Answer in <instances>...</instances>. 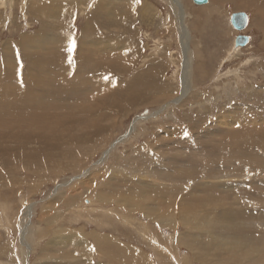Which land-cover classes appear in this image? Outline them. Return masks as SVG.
I'll use <instances>...</instances> for the list:
<instances>
[{
    "label": "rangeland",
    "instance_id": "374dc122",
    "mask_svg": "<svg viewBox=\"0 0 264 264\" xmlns=\"http://www.w3.org/2000/svg\"><path fill=\"white\" fill-rule=\"evenodd\" d=\"M50 1L52 2V0H39L36 5L39 6V3L46 5ZM70 1V7L74 10L72 9L73 12H68V14L73 16L72 20L44 16L34 10L33 7L36 5H32L30 8L29 0H0V76H2L1 71L15 73L4 84L0 83V93H2L0 123H10L14 131L23 129L27 131L26 133L33 128L27 123L34 120L33 116L36 114H30V111L26 109L29 107L28 103L23 99H12V104L9 106L6 99L13 92H17L18 96L24 94L22 86L30 82L27 78L24 81L26 83H22V80H25L22 79L24 78L22 73L29 71L24 66L26 64L28 68L37 55L43 61H50L54 64L66 60L68 65L73 68L74 73L79 70L75 64H84L81 69L88 71L84 75L95 79V83L75 82L70 85L72 78H60L61 86L55 85V81L51 82L50 89L55 87L56 91L50 92V96L45 98L34 99L33 107L48 109L58 104H66L70 99V102L78 101L79 104L86 106L88 102L94 106L92 112L94 115H100V111L108 113L109 116L106 115L107 118L104 120L105 123L107 120L110 122L108 121L105 125L104 120L101 121L96 126L99 127V131H95V126L84 131L90 141L85 144V147L77 149L74 158H61L57 163L45 166V173L40 176L29 172L26 175L22 171L15 172L14 179L21 186L18 188L15 186L14 192H9L7 188L0 190L4 196L1 197L2 202L11 206L4 212L0 207V248L8 246V244L10 246L5 247L7 248L6 253L0 252V262L8 263L9 256H11L13 264H20L21 250L25 249L19 241L20 223H23L25 218L26 221H24L28 226L23 240L27 243L32 240L29 243L31 244L35 239V244L29 249V261L27 253H24L25 262L28 261L31 264H33L40 246L46 242L47 238L53 236V232H58L62 227L72 230L81 228L87 234L91 233L93 229L106 233L110 231L112 224L109 223L113 220L109 221V218L105 221L100 220L103 218L101 213L108 211V208L112 216L117 210L111 209L113 208L112 204H104L98 202L95 197L91 198L93 192L91 188L93 187H97L98 190L104 189L103 196H109L110 192L114 191L122 197L126 196L129 199L133 197L137 206L145 208L148 205L140 204L136 195L139 193L150 195L153 191L152 186L166 185L161 197L155 198L154 201H151L153 198L146 199L150 203L149 205L157 206V210L160 212L161 210L167 212L169 210L167 206H171L173 210H177L176 212L180 216L184 209L182 205L188 204V208H194L199 204L200 208L195 210V215L198 216L201 212L214 220L220 218L218 215L223 218L222 213H224V218L227 217L230 220V223L225 221L222 224L226 228L229 227L227 235L226 233H224L225 236L223 235L224 239L226 237L228 241L235 240L234 237H241L250 243V246H259L260 240L264 236L260 235V232H264L260 231L258 226L256 227V223L264 220V182L257 181L259 178H264V0H208L206 4H196L192 0H132L133 4H130L128 0ZM85 2L86 4H83ZM127 5V9H124ZM102 6L104 7L102 8ZM152 10L155 11L152 12ZM261 10L262 13H260ZM118 12H124V14H117ZM233 12L247 14L248 25L242 30L235 29L230 24V15ZM91 13L98 16L96 18L95 16L89 17L88 15ZM182 14L184 15L181 16ZM197 17L201 19H199L196 28L191 29L190 24L195 23L194 19ZM179 18H181L180 21H178ZM104 20L109 21L107 26L103 27L101 24H104ZM113 20H117V23H114ZM47 23H52L57 29H61L63 34L69 33L70 40H75V50L69 51L70 42L66 41L53 42V44H49L43 39L41 42L38 41L37 33ZM93 23L97 25L94 27ZM181 24L186 26L187 31L184 33L179 31V27L182 28ZM88 26L93 27L94 31ZM84 29L87 33L83 32ZM47 31L54 33L55 30ZM240 35L246 36L247 41L243 45H233L235 43L233 38ZM29 37L34 40L24 45L23 38ZM91 41L99 42L96 46ZM107 41L110 42V46L105 44V42L108 43ZM130 41L131 43H129ZM154 44L158 47V56L149 58L155 47ZM40 45L48 48L41 49L39 47V53H33ZM83 45L84 47H82ZM239 47L240 50L236 51ZM55 48L58 50H53ZM79 49L80 51H78ZM133 49L135 51L137 49V51L135 52ZM227 50L232 53L227 54ZM129 54L131 55L129 56ZM118 56L120 57L117 58ZM141 56L142 58H140ZM150 57L152 56L150 55ZM85 58L88 61L87 64H85ZM38 60L37 58L36 61ZM108 63L111 64V67H105V65L110 66ZM151 63L159 64V68L149 70L147 64ZM92 64L96 65L93 67ZM32 72L37 73L36 70ZM149 76H152L151 83L147 84V81L144 84L143 78L147 77L148 79ZM103 79L108 80H105L107 84ZM16 81H18V86H15ZM183 85L188 88V94L186 93L179 102L172 103L171 100L180 95ZM40 88L42 89L40 86L35 87L33 90L39 91ZM10 89L13 91L11 92ZM108 91L110 96L102 103L101 93ZM97 92L99 97L95 96ZM60 93L67 94L66 97H70V99L62 100L59 96ZM132 93L135 97L125 99L126 94L132 96ZM93 97L100 100V105L96 101H92ZM75 112L77 115L83 114V110H75ZM221 112L232 115V118H239L242 122L238 119L239 123L232 122L231 124L230 122L225 125V129L213 132L214 135L211 133L206 135L205 128L211 123L213 127L215 119L219 115H224ZM37 115H40L39 112ZM131 126H134V131L129 133ZM204 135L205 138L202 137ZM118 139L123 140L110 148L112 143ZM31 147L34 145L31 144ZM232 147H235V154L228 152V149H232ZM107 150H110L108 155L104 154ZM176 150H178L177 153H175ZM51 153L56 154L58 151L53 150ZM128 155H130V161L136 163V171H133L126 181L119 180L117 176L118 181L112 179L113 174H118L116 167H119L120 163H124L121 158L129 159ZM145 155L149 157V160ZM222 162H232V165L230 167L225 164L226 167L221 166ZM57 164H60V168L56 167ZM212 164L216 165L213 167ZM157 167L158 171L160 169L161 171L158 172ZM48 168L55 170V173L49 174ZM212 168L215 169L212 170ZM230 170H233L235 176H225ZM152 174L153 176L155 174L157 178L151 177ZM178 174L182 176L180 177ZM9 177H11L10 174L4 175V178ZM62 181H70V183L59 194L63 195L66 192L69 193V196L74 194L78 201L74 203L76 208L65 207L66 202L60 204L51 198L54 186ZM139 183L141 187H144L140 192H138V188H134ZM196 183L200 186L205 185L206 189L202 191L194 189L197 188ZM112 185L117 188L112 189ZM208 185L210 186L208 187ZM165 194L166 196H164ZM172 197L175 198L172 200ZM89 203L91 207L95 208V211L99 208L94 215L92 214L94 210L92 211L91 208L87 210ZM26 204H33L30 218L23 216V208ZM80 207L87 212L80 211ZM146 210H144V215L133 214L135 220H133L134 218L129 219V222L123 220L118 225L122 232H112L111 236L129 243L137 241L138 243H133V245L139 246L143 253L147 257L149 256L151 264H201L200 260L192 258L191 252L196 254V250L200 249L201 241L209 236L208 233L193 227L192 229L190 226L184 228L179 223L176 225V229H172L168 225L169 223L160 219V225L151 227L147 224L148 218L151 216L148 214V217ZM4 213L8 214V217ZM115 213L121 220L126 211ZM52 215L55 218L52 219ZM116 215L114 214L112 217L116 218ZM83 217L87 218V223ZM5 218L10 219L8 228ZM46 220H48L47 224ZM252 220L254 222H250ZM60 221L63 225L60 224ZM65 223L67 225H64ZM150 224L152 223L150 222ZM232 224H237V230L232 229ZM46 227L49 228L48 234L45 232ZM29 228H31V233L28 232ZM44 232L47 238H38ZM172 234L173 237L181 234L180 240L187 243L188 246L174 244L167 238H173L170 236ZM185 234H196V236H192L195 237L194 239L190 236L184 238ZM211 238L209 237V239ZM72 240L78 241V239ZM80 240L82 241L83 238L80 237ZM86 241L88 242H81L79 245L65 246L68 250H74L76 259L80 260L79 262L73 260L69 262L80 264L88 263L87 260H89V264H112L98 257L96 250L92 247V237H87ZM88 243L90 244L89 251L86 252L85 245ZM231 244L226 249L221 248V252H218L219 247L210 245L207 251L210 255L204 259L207 258L206 260H210L212 264H243L242 259L234 261L229 257L230 253L227 252V249L229 251L232 249ZM156 248H158L157 251ZM55 250L57 247L54 244H49L47 252H43L49 256ZM84 252L85 255L90 252V256H83Z\"/></svg>",
    "mask_w": 264,
    "mask_h": 264
},
{
    "label": "bare ground",
    "instance_id": "6f19581e",
    "mask_svg": "<svg viewBox=\"0 0 264 264\" xmlns=\"http://www.w3.org/2000/svg\"><path fill=\"white\" fill-rule=\"evenodd\" d=\"M69 1L70 0L64 1V2H63V0H52V2L50 1L46 5H43L42 3H39L38 4L39 6H37L36 4L39 2V0H29L28 5L30 6V8H31L32 5H36L35 7H33L34 10L36 12H38V13L44 14V16H51V18L52 17H61L64 20H67V19H69V20L71 19L72 20L73 16H69V14H68V12H71L72 9H73V8L70 7ZM128 2L130 4H133V1L132 0H128ZM244 3L246 4L245 1H244ZM83 4H86V2L83 3ZM104 6H102V8ZM127 7H128V5L125 6L124 9H127ZM144 10H145V8H144ZM82 11H84V10H82ZM148 11L150 12L151 9L148 10ZM154 11L152 10V12H154ZM262 12L263 11L261 10L260 13H262ZM122 13L124 14V12H122ZM122 13L118 12L117 14H122ZM103 15H104V12H103ZM183 15L184 14H182L181 16H183ZM88 16L89 17L90 16H95V18H96L98 15L95 14V13L93 15L91 13ZM246 16H247V14H246ZM99 17H100V15H99ZM121 18H123V17H121ZM181 18H183V17H181ZM181 18H179L178 21H180ZM199 19H201V18L200 17H197L196 19H194L195 23L190 24V28L191 29L196 28L197 23H199ZM104 21H105V22H103L104 24H101V25H103V27L104 26H107V22L109 20H107V21L104 20ZM116 21L113 20L114 23H117ZM230 24H231V21H230ZM44 25L45 26H43V29H45V30L42 29V30H40L39 33H37L38 34L37 35V37H38L37 40L38 41L41 42V40L43 39L44 41L46 40V42L49 43V44H53V42L54 43H58V42H61V41L70 42V36L71 35L69 33L63 34L62 31H61V29H57L56 26L53 25L52 23L51 24H48L47 23V24H44ZM92 25L95 27L97 24L93 23ZM247 25H248V22H247ZM123 26L125 27V24ZM181 26H182V28L179 27V31L180 32L182 31V33H184L185 31H187L186 28H185L186 27L185 24H181ZM88 28L91 29L92 31H94V28L93 27L88 26ZM88 28L86 27V30ZM47 30H55V31H54V33H51V32H49ZM86 30L84 29L83 32H86ZM188 30H189V26H188ZM130 32L133 33V31H130ZM120 33H121V31H120ZM102 35H103V33H102ZM186 35H188V34H186ZM117 36H118V34H117ZM122 36H124V35H122ZM122 36H121V38H123ZM130 36H131V34H130ZM26 37H27V35H26ZM30 38L31 37H29V38H23L22 43H24V45H25V43H28L31 40H34V39H30ZM98 42L99 41H97V42L96 41H91V43L92 44H95V45L98 44ZM126 43H128V41ZM129 43H131V41ZM66 44H68V43H66ZM105 44L107 46H110L111 45L110 42H108V43L105 42ZM84 45L82 47H84ZM124 45H125V43H124ZM132 45L134 46V44H132ZM128 46H129V44H128ZM133 46H132V48H133ZM138 46H140V45H138ZM154 46L155 47L152 49L153 51L152 52L150 51L152 53V54H150L152 57H150V55H149V58H156L158 56L157 55L158 47H157L156 44H154ZM39 47H41V49L48 48L47 46H41L40 45V46H37L36 51L33 52V53H39V50H40ZM54 47H57V46H54ZM129 47L131 49V46H129ZM67 48H68V46H67ZM134 48H136V47H134ZM231 48H232V45H231ZM231 48H230V50H231ZM126 49H129V48H126ZM53 50H58V49L55 48ZM230 50H227L228 51L227 54L232 53V51H230ZM238 50H240V48H237L236 49V51H238ZM78 51H80V49ZM136 51H137V49H136ZM86 52H89V51H86ZM127 52H129V51H127ZM135 52H133V53H135ZM94 53H96V52H94ZM129 53H131V52H129ZM77 54H78V52H77ZM97 54H98V52H97ZM130 55L131 54H129V56ZM33 56H35V54H33ZM23 57L26 58L24 55H23ZM119 57L120 56H118L117 58H119ZM20 58H21V55H20ZM30 58H32V57H30ZM37 58L39 59L38 61H36ZM140 58H142V56ZM27 59H28V56H27ZM116 60H118V59H116ZM145 61L148 62L149 60H145ZM27 62H28V60H27ZM87 62L88 61L85 58V64H87ZM50 63H52V62H50V61H48V62L43 61L42 58H40L37 55V56H35L33 58L32 63L28 65V68H27V65L25 64L24 67H26V69L29 70V71L22 73L23 76H24V78H22V79H25V80H22V83L25 84L26 82H24V81H26L27 78L30 80V82H28L25 86H22V88L24 90V94L21 95V96H18V93L17 92H13L12 94H9L8 95V98L6 99V100H8V102H6V103L9 104V106H11V104H12V102H11L12 99L13 100L23 99L29 105V107L26 108V109H28L30 111V114H36V115L33 116V118H35L34 120H31L30 122L27 123L28 125H31L33 127L32 129L29 130L30 132L28 131V133H26L27 131H25L23 129L14 131L13 128L11 127L10 123H6V124H4V122H1L0 123V180H1V182H0V190L2 188H7V190L9 192H14L15 191L14 190V187L15 186H17V188L21 186V185L17 184L16 183V180L14 179V177H16V173L15 172H18L19 173V171H22V172H24L23 173L24 175H26L29 172L31 174H35L37 176H40L41 174L45 173V168H44L45 166H47L49 164H55L61 158H74L76 156V154H77L76 153L77 149L79 147H85V144L89 143V141H90V139H87L88 137H86V133L84 131H86L89 127H93V126L96 127V126H98L101 121H103L104 119L107 118V116H109V115H107L108 113H103L101 111H100V115H98V114L97 115H94L92 113L93 112V108H94L93 105L89 104L87 101H86L87 102V106L84 105V104L83 105L79 104L78 101L70 102L71 101L70 97H66L67 94H61V93L59 94V96L62 98V100L63 99H66V100L70 99V101L68 103H66V104H58V103H55L56 101L54 100L55 101L54 103L55 104H58V105L53 106V107H50L48 109L47 108L39 109V108L33 107L32 106V101L34 99H36V98H45L46 96H48L50 94V92L56 91L54 89L55 87H52L50 89L49 85H50L51 82L55 81L56 82L55 85L61 86V84L59 82L60 78L61 79H71L72 78L71 79L72 82H71L70 85H72L75 82H79V83H82V84L95 83V79H92V78L87 77L86 75H84L86 72H88L85 69L84 70L81 69L84 64H75L79 68V70L77 72L75 71V73H74L73 68L70 65H68V63H67L66 60H62V62L60 61L59 64H54V63L50 64ZM110 63H108V64H110ZM95 65L96 64H92L93 67ZM147 65H148L147 67L149 68V70L150 69L155 70V69H158L159 68V64L155 65V64H152L151 63V64H147ZM105 67H111V64H110V66L109 65H105ZM33 70H36L37 73L32 72ZM14 74L15 73H13V72H7V73H5V72H2L1 71V75L2 76H0V83L4 84L5 81L11 79ZM16 75H15V77H16ZM151 77L152 76H149L148 79H147V77H144L143 78V83L145 84L148 81L147 84H150L151 83ZM105 80H107V79H105ZM105 80H104V82H105ZM101 83H103V82H101ZM17 84H18V81H16V85L15 86H18ZM39 86L42 87V89L40 88L39 91L33 90L35 87L37 88ZM106 89H108V88H106ZM187 89L188 88L185 85L181 86L180 95L178 97H176V99L175 98L172 99L171 100L172 103L179 102L182 99V97H184L185 94L187 93ZM10 91L12 92L13 90L10 89ZM1 94L2 93H0V97H1ZM56 94L58 95V93H56ZM109 94H110L109 91L108 92H105V93H101L102 96H100V97L102 98V103H103V101L105 99H107L108 96H110ZM128 94H126L127 96L125 97V99H132L133 97H135L133 95V93H132V96H130V95L128 96ZM95 96L99 97L98 96V92L95 94ZM93 99H92V101H96V103L98 105H100V100L99 99H97L95 97H93ZM86 102H84V103H86ZM104 106L108 107L107 105H104ZM78 107H80V108H78ZM200 107L202 108V105L201 104H200ZM75 110H83V114H78L77 115V113L75 112ZM23 112H24V110H23ZM38 112H39L40 115H37ZM221 113L224 114V115H219L217 117V119H215V122H213V123H215L213 127H212V123H211L207 128H205V134L206 135L207 134L209 135V133L212 134L213 132H218L219 130L225 129L226 128L225 125L228 124V123H230V122H231V124H232V122L233 123L234 122H238L239 123V121H238L239 118L238 119L235 118V117L232 118V115H230L228 113H224V112H221ZM21 114H23V113H21ZM1 116H3V114ZM114 117H112V118H114ZM108 121L109 120H107L106 123H105V120H104L103 123H105V125H106L108 123ZM111 122H114V121H111ZM130 129H131V131L129 133H131L132 131H134L133 130L134 129V126H131ZM95 131H99V127L98 128L96 127V130ZM87 134H89V133H87ZM14 135H16V136L14 137ZM212 135H214V134H212ZM219 135H220V132H219ZM202 137L205 138V135L202 136ZM92 139H94V138H92ZM122 140L123 139H118L115 143H112V145L110 146V148H113L114 147V144H116V143H118V142H120ZM31 144H33L34 147H31ZM27 147H29V148H27ZM156 149H157V147H156ZM196 149H198V148H196ZM234 149H235V147H232V149L231 148L228 149V152L229 153H234L235 152ZM53 150H57L58 153H56V154L51 153ZM110 150H107V152L104 153V154H107L108 155L110 153ZM225 150H227V149H225ZM177 151L178 150H176V152L175 151L174 152L177 153ZM147 152H149V151H147ZM147 152L145 153L146 155H147ZM238 152H240V151H238ZM223 153H224V151H223ZM128 154H130V153H128ZM193 154H194V152H193ZM152 155H153V153L151 154V156ZM128 156H129V159H127V158L122 159L121 158V160H124V163H120L119 164V167H116V170L118 171V174H116V175L113 174V176L111 177L112 179H115L116 181H118V179H117V177H118L119 180L122 179L123 181H126L133 174V171H136L135 170V168H137L136 167V163H134L133 161H130V155H128ZM174 156H175V154H174ZM103 157H105V156H103ZM146 157H148V156H146ZM142 160H144V159H142ZM148 160H149V157H148ZM168 161H171V160L168 159ZM172 161H173V159H172ZM174 161H176V160H174ZM218 162H220V161H218ZM211 163H213V162H211ZM231 163L232 162H228V163H223L222 162L221 163V166L222 165L223 166L226 165V166H229L230 167V165H232ZM203 164H204V162H203ZM215 165L216 164H212L211 166L214 167ZM66 166H64V167H66ZM56 167L60 168V164H57ZM158 169L159 168L157 167V171H158ZM213 169H215V168H212V170ZM181 170H183V168ZM159 171H161V169ZM47 172H49V174H51V173H55V170L48 168L47 169ZM186 172H187V170H186ZM5 174H10L11 177L4 178V175ZM161 175H162V172H161ZM178 175H180V177L182 176L181 174H178ZM211 175H212V172H211ZM154 176L156 177L155 174H154ZM154 176H153V174L151 175V177H153V178H154ZM157 176H159V174ZM202 176H204V175H202ZM207 176H209V174ZM225 176H227V177H233V176H235V174L233 173V170H230L229 172H227L225 174ZM166 177L168 179V176H166ZM163 178H165V177H163ZM257 181H260V182L263 183L264 182V178H259ZM69 183H70V181H62V182L56 184L54 186L53 191H52L53 193L50 196L57 203H60L61 204L62 202H66L68 205L65 204L64 205L65 207L66 206H70V208H76L74 206V203H76L78 201H77L76 196L74 194H71L70 196H69V193H67V192L64 193L63 195L62 194L61 195L59 194V193H61L63 191L64 188H66V185H68ZM157 183H160V182L157 181ZM202 183H205V182H202ZM163 184H165V183L163 182ZM206 184H207V182H206ZM196 185H197V188L195 187L194 189H196L198 191H202L203 189H206L205 188V185L204 186H200V185H198V183H196ZM209 186L210 185H208V187ZM152 187H153V191L150 193V195H147V194H144L143 195V194H140V193H139V195H136V197H138L137 200H138V202L140 204L148 205V206H145V208H141V207L137 206L135 204V202L133 201L134 198L132 196H131L132 198L129 199L126 196H124V197L120 196L119 193H116L114 191H111L109 196H103L104 189L98 190L97 187L91 188V190L93 191L91 198L92 197H95L98 202H101V203H104V204H107V203L110 204V205L112 204L113 208H111V209L117 210L115 212H118V214L121 213V212H123V211H126V213L124 214L123 218L120 220L118 218V216L116 215L117 213H115V212L113 213V215L115 214L116 215V218L112 217L113 215L111 216L110 209H108V208H107L108 211H102L101 216L103 218H105V219L99 217L100 220H104L105 221L106 219L109 218V221L113 220V221H116V223L118 222L117 224H115L113 221L111 223H109V224H112V226L109 225L111 227V229H109L110 231H108L107 233L106 232H103V231H97L96 229H93V231L90 230V231H92L91 233L87 234L86 232H83L81 228L80 229H77V230H72V229H70L68 227H62V228H60V230L58 232H56V233L53 232V236L52 237L47 238L45 236V232H47L46 234H48L49 228L46 227L47 229L45 230V232L43 233V235L41 236V234H40V236H38V238L46 237L47 238L46 239V242L43 245L40 246L41 248H40L39 252H37V255H36V258L34 259L33 264H72L71 262H69L71 260H73L75 262H79L80 260H78V258L76 259V253H75V251L74 250H68V249L65 248V246L66 245H77V244L79 245L81 242L87 243L88 241H86V240H87V237H89V236L93 238V241H91L92 244H93L92 247L96 250V253L98 254V257L103 258L108 263H112V264H151L150 259H149V256L147 257V255H145L143 253L142 249L139 246L133 245V243L134 244L135 243H138L137 241L136 242L133 241V243L132 242L129 243V242L120 241L116 237H112L111 236L112 232H122V230L121 231L119 230L118 225L121 222H123V220H124V222H129V219H133L134 218L133 214L144 215V210L145 209H147L146 210L147 211L146 214L147 215L149 214L151 216V217H149V215H148L149 218H148V221H147V224L150 225L151 227L160 225V223H159V219H160L162 221H165V222L169 223L168 225L170 227H172V229H174V228L176 229V225L179 223V225L183 226L184 228L186 226H190L191 228L193 227L194 229H197V230L199 229L202 232L208 233L209 236L208 237L206 236L207 238H205L204 240L201 241L200 249L199 250H196V254L195 253L192 254V252H191L192 258L197 259V260H200L199 262L201 264H205V263L206 264H212L210 262V260H206L207 258L204 259L205 257H208L210 255L207 252L208 251V247L210 245H215L216 247H219L218 248V252H221V248H223V247H224V249L228 248V245L230 243H232L231 244V248L232 249L230 250L231 252L229 251V249H227V252L230 253L228 255H230L229 257L232 258L234 261H237L239 259H242L243 260V264H264V236H262V239L260 240V245L259 246H256V247L250 246V243L244 241L241 237L240 238L234 237L235 240H228L227 241L226 237L224 239L223 235L225 236L224 233H226L228 231L227 229L229 227L226 228V227L222 226V224L225 221H229L228 223H230V220L227 219V217L224 218V216H225L224 213H222L223 214V218L220 215H218L220 218H218L217 220H214L213 218L211 219L210 217H208L209 215L207 216L205 214H201V212L199 213L200 215H198V216L195 215V213H196L195 210H198L200 208V205L199 204H197L194 208H188L189 207L188 204L182 205V207L184 209L182 210V214H180V216H179L178 212H176L177 210L176 211H175V209L173 210V208L171 206H167V208L169 209L167 212H164L162 210L160 212V211L157 210V206H155V205H149L150 203H148L146 201V199L153 198L151 201H154L155 198L161 197L162 196V193L164 192V188L166 187V185L163 186L161 184V186L160 185H156V186H152ZM32 188H34V187H32ZM111 188L115 190L117 187L114 186V185H112ZM134 188L135 189L138 188L139 189L138 192H140V191L143 190L144 187H141V185L139 183V184H136L134 186ZM184 188H185V186H184ZM210 189H212V188H210ZM210 189H208V190H210ZM19 191H20V189H19ZM2 196L3 195L1 194V191H0V200H1L0 201V204H1L0 207L2 208V210L4 212L5 210L10 209L11 206L9 207V206H7L6 204H4L2 202V200H3V199H1ZM164 196H166V194ZM174 198L175 197H172L171 199L173 200ZM22 200H24V199H22ZM88 201H90V200H88ZM21 202L23 203V201H21ZM201 204H202V202H201ZM32 205H27V204L25 205V207L23 208V211H24L23 212V216H27L28 218H30V216H31L30 214H32V209H33V208H31ZM90 208L92 209V211L95 209V208L91 207L90 206V203H89L88 204V207H87V210H90ZM79 209H80V211L85 210L82 207H80ZM87 210H85V211L87 212ZM97 210H99V208ZM101 210H105V209H101ZM85 211H84V213H85ZM96 211L94 210V212H92V214L94 215V213H96ZM260 213H262V212H260ZM4 214L8 217V214H6V213H4ZM258 215H262V214H258ZM226 216H228V215H226ZM255 217H257V216H255ZM53 218H55L54 215H52V219ZM5 219H6V223H7L6 226L8 228V226L10 224V219H7V218H5ZM86 219H87L86 217H83V220L87 223ZM24 220L26 221V218ZM24 220H23V223H20L21 235L19 236V241H20V243H22L24 245V248H25L24 250H21V254L22 255H21V258H20V264H31V263L28 262L29 261V253H30L29 249H30L31 246H33L35 244V239L33 240V242L31 244H29V243L32 240L28 241V243L23 240V237H24V235L26 233V227L28 226V225L26 226L27 222H25ZM133 220H135V218ZM28 221H30V220H28ZM150 222L152 224H150ZM250 222H254V221L252 220ZM47 223H48V220H46V224ZM60 224H62V221H60ZM97 224H99V223H97ZM106 224L108 225L107 222H106ZM64 225H67V223H65ZM99 225L102 226V224H99ZM257 226H258V229L260 231H263L264 232V220H261L260 222L256 223V227ZM232 227H233L232 229L237 230V224H232ZM247 227H249V226L247 225ZM97 228H98V226H97ZM249 228H251V227H249ZM146 229H148V228H146ZM215 230H218V232H215ZM28 232L29 233L32 232L31 231V228H29ZM226 235H227V233H226ZM234 235H236V233H234ZM260 235H264V233H261L260 232ZM170 236L173 237V234L170 235ZM189 236L194 239L195 237H192V236H196V234L195 235H192V234H185V235H183L184 238L189 237ZM80 237L83 238L82 241L80 240ZM209 237H212V238L209 239ZM256 237H258V236H256ZM167 238L170 239L174 244H178L179 243V244H183V245H187L188 246L187 243H185V242L183 243L180 240L181 234H179V235H177V236H175L173 238H169V237H167ZM72 239H78V241L75 242ZM199 242H200V239H199ZM49 244H54L57 247V250H55L52 254H50L48 256V254H46L43 251H46L47 252V250L49 248ZM8 246H9V244H8ZM8 246H5V247H8ZM85 246H86L85 247L86 248L85 250H86V252H88L89 251L88 249H89L90 244L88 243ZM5 247L0 248V252L6 253L7 252V248H5ZM157 250H158V248H156V251ZM24 253H27V255H28V261L27 262H25V254ZM84 255H85V252L83 253V256ZM85 256H90V252L87 255H85ZM12 259H13V257L11 258V256H9L8 263H2V262H0V264H13ZM209 259H210V257H209ZM87 262L88 263H80V264H89L90 263L89 260H87Z\"/></svg>",
    "mask_w": 264,
    "mask_h": 264
},
{
    "label": "water",
    "instance_id": "95a60500",
    "mask_svg": "<svg viewBox=\"0 0 264 264\" xmlns=\"http://www.w3.org/2000/svg\"><path fill=\"white\" fill-rule=\"evenodd\" d=\"M196 4H205L208 0H192ZM230 21L235 29L242 30L247 26L248 18L244 12H233L230 15ZM235 45H243L247 41V37L240 35L234 39Z\"/></svg>",
    "mask_w": 264,
    "mask_h": 264
},
{
    "label": "snow or ice",
    "instance_id": "6c2138e0",
    "mask_svg": "<svg viewBox=\"0 0 264 264\" xmlns=\"http://www.w3.org/2000/svg\"><path fill=\"white\" fill-rule=\"evenodd\" d=\"M74 48H75V40L72 39V40H70L69 51H72V49H74Z\"/></svg>",
    "mask_w": 264,
    "mask_h": 264
},
{
    "label": "crops",
    "instance_id": "0c3cea01",
    "mask_svg": "<svg viewBox=\"0 0 264 264\" xmlns=\"http://www.w3.org/2000/svg\"><path fill=\"white\" fill-rule=\"evenodd\" d=\"M233 41H234V39H233ZM234 45V44H233ZM240 48V47H239Z\"/></svg>",
    "mask_w": 264,
    "mask_h": 264
}]
</instances>
